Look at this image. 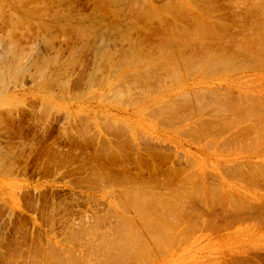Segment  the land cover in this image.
Masks as SVG:
<instances>
[{
    "label": "rangeland",
    "instance_id": "obj_1",
    "mask_svg": "<svg viewBox=\"0 0 264 264\" xmlns=\"http://www.w3.org/2000/svg\"><path fill=\"white\" fill-rule=\"evenodd\" d=\"M172 1L171 3L177 1L180 5L188 3L186 7L189 14L192 13L190 18L193 17V21L198 16L200 20L209 17L207 21H214L216 25L227 24V30L219 32L223 42L220 38V41L212 39L213 44L210 47L214 50L206 46L209 50L197 46L198 43L189 37L188 41H193L195 49H188L186 52L184 49L180 50L179 44L165 45L167 32L164 31V34L162 31L167 29V24L161 23V16L166 19L168 26L175 21L172 18L173 22L170 23L171 16L161 9L170 3L169 0H0V264H264V113L260 112H264V106L252 104L256 99V102L264 103V0H208L212 4L217 2L218 11L217 7H212L216 4L207 3L205 9L196 2L197 0ZM207 9L208 14L212 9L214 12L211 13L218 17L215 19L214 16L212 19V15L206 16ZM177 22L183 25L184 20ZM194 26L192 25L189 31L194 29ZM160 30L162 31L158 33ZM151 32H154L155 36H152ZM255 33L260 34H257L259 37ZM231 55L233 59L230 58ZM13 56L16 58L13 59ZM254 57L258 61L253 60ZM220 59L223 61L220 62ZM190 61L193 63H189ZM227 93L233 97L230 98ZM235 97L237 100L242 98L248 101L246 105L228 101V98L235 100ZM251 105L257 110L260 109L259 115H263L261 119L258 120L250 113L247 115L248 119L243 116L241 119V115H237L239 112L235 110L240 107L242 110V107ZM235 118L239 120L236 121ZM207 123L208 125H205ZM249 124L254 125L250 128ZM235 125L238 126L231 127ZM241 125L248 131L244 130L239 134L237 130L242 129ZM118 142L120 144H117ZM147 148L149 151H146ZM118 152L119 155L122 154L120 158ZM110 154L117 155L118 161L112 156L114 163L109 157ZM152 154L157 158L154 159ZM143 157L147 163L142 161ZM116 163L120 164V168ZM154 165L157 168L155 171L158 172H155L156 175L151 171L155 169ZM175 165L179 170L174 169ZM87 166L90 171L85 172L89 170ZM91 168L101 169L105 173L108 171V176L112 175V178L109 176L108 179L89 180L90 175L97 172L92 170L91 173ZM166 172L172 177L182 174L179 178H172L177 179L173 180L177 185L173 182V187H165V180H169L168 176L166 178ZM136 178L137 181L140 178L139 183L132 180ZM136 188L141 192L144 188L145 190L141 193L135 191ZM133 189L134 196H138L140 201V198H147L145 195H149V191L150 195L155 192L154 198L159 199L154 201L152 196H148V199L154 202H143L145 207L153 204V212L151 209L150 214L148 213L153 217L157 213L164 215V211L167 213L175 208L178 195L179 201H183L182 198L184 199L186 194L187 197H190L188 194H193L190 198L195 195L194 200H191L194 208L190 204L191 208L202 214L212 211L214 213L217 209L215 217L219 216L221 219L216 218L215 224L211 225L213 214L204 217L205 220L207 218V224L206 221L203 222L199 218L197 220L194 214H190L194 225L188 224L187 220H180L179 225L176 224L170 230L171 233L167 231L170 236L164 235L165 232L162 231V237L160 232L161 234H156V239L155 226L152 227L154 236L147 235L151 233V229L147 227L148 222L145 224L143 221L142 215L145 214H137L136 217L134 213H139L140 209H137L141 207L142 202H138L137 198L133 200ZM135 200L136 202H133ZM124 201L129 208L128 213L122 206L125 205ZM129 201L133 202L131 205L140 203V206L136 204L137 209L133 208L135 205L129 207ZM172 201L175 207L171 205ZM159 202L169 204H163L166 207L162 205L161 208H173L155 213L154 207L163 210ZM237 204L240 206L238 209ZM247 206H253L254 213L249 214L252 208ZM144 208L141 207L142 212ZM235 209L241 219L235 217ZM246 209V215L240 213ZM94 210L97 211L98 217L106 218V214L107 217L116 216L108 217L111 221L108 218L103 219L105 229V225L100 223L103 221L101 220L99 229H95L96 234L93 232L96 226L87 224L95 221L91 219L96 215ZM229 210L233 213H226L230 212ZM112 211L116 212V215ZM171 212L174 215L175 210ZM166 213L165 216L170 214ZM122 214L123 217L127 215L136 219L131 217L130 220L128 217V222L126 216L123 220L127 223L124 224ZM232 215L234 217H230ZM209 217L211 219H208ZM118 218L119 221L115 222ZM82 221L86 229L93 230L85 229L88 231L85 235L88 236H82L84 233H80L77 238L72 237V224H81ZM225 221L231 223L226 224ZM96 223L98 222L94 225ZM115 223L119 227L115 226ZM117 227L120 229L118 232H121V229L126 230L129 240L135 238L128 244L132 246L131 252L128 245L121 246L116 243L118 240L123 242V237L117 238L116 241L103 238L106 234L103 231L108 229L110 232L107 231V236H110V229L112 234L117 236ZM114 228L117 230L113 233ZM140 235L145 239L144 242L149 243L148 247L138 245L137 238ZM152 237L158 240H154L155 245ZM20 241L25 244L22 245ZM127 251L129 252L125 253Z\"/></svg>",
    "mask_w": 264,
    "mask_h": 264
},
{
    "label": "bare ground",
    "instance_id": "obj_2",
    "mask_svg": "<svg viewBox=\"0 0 264 264\" xmlns=\"http://www.w3.org/2000/svg\"><path fill=\"white\" fill-rule=\"evenodd\" d=\"M113 1H114V0H113ZM125 1H126V0H125ZM144 1H145V0H144ZM173 1H174V0H173ZM173 1H172V2H173ZM188 1H189V0H188ZM188 1H187V2H188ZM194 1H195V0H194ZM199 1H200V2H199ZM199 1L197 0L196 2H198L199 4H201V6L204 7L205 9H206V7H205L206 5H208V4H212V2L209 3L210 1H208V0H199ZM205 1H206V2H205ZM216 1L219 2L218 0H216ZM227 1H228V0H227ZM169 2H170V3H168L166 6H164V7L161 8V9L164 10L165 12H164V11H163V12H164V13H167L168 16H171V18H170V19H171L170 23L173 22V21H172V18H173L175 21H174L172 24H170V26H168L169 24L166 22V19H164V18L162 17L163 15H162V16L160 15L161 18H162V20L159 18L160 21H161V23H163L164 25L167 24V25H166L167 27H165V26L163 25V26H164L165 28H167V29H164L163 31H162V30L158 31V33H160L161 31H162V33H163L164 31L167 32V33H166V34H167V35H166V38H164V39H165V43H164L165 45H166V44H171V45L179 44L178 46H180V47H179L180 50H183V49H184V50H183L184 52H186L188 49H190V50L195 49V44L192 43L193 41H194V42H197V43H198L197 46H200V47H202V48H206V46H207V47H208V46L210 47L211 44H213V43H212L213 40L217 41V39L220 38L219 36H221V34H220L219 32H220V31H223V32H224V30H225V29L227 30V28H228V27L226 26L227 24L224 25V24L218 23V24H220V25H216L217 23H215L214 21H211V23H210V21H207V19H208L209 17H207V19L204 17L206 20H205V19H202V18H201L202 20H200V18H198V16H197V18H195V20L193 21V17H192V19L190 18V16H191L192 13L189 14L190 12L188 11V9H187V7H186V6H188V3H187V5H180L179 3H177V1H176V3L173 2L174 4L171 3V0H169ZM196 2H195V3H196ZM201 2H202V3H201ZM217 2H216V3L213 2V4H216L215 6L212 4V5H213L212 7H214V9H216V7L218 6V5H217ZM234 2H235V1H234ZM39 3H40V2H39ZM96 3H97V2H96ZM207 3H208V4H207ZM146 4H147V3H146ZM199 4H198V6H200ZM219 5H221V4H219ZM228 5H229V4H228ZM193 6H195V5H193ZM196 6H197V5H196ZM260 6H261V5H260ZM262 6H263V5H262ZM208 7H209V6H208ZM210 7H211V6H210ZM220 7H221V6H220ZM220 7H219V8H220ZM103 8H104V7H103ZM189 8H190V5H189ZM244 8H245V7H244ZM254 8H255V7H254ZM256 8H257V7H256ZM262 8H263V7H262ZM150 9H151V8H150ZM150 9H149V10H150ZM192 9H193V8H192ZM197 9H198V8H197ZM220 9H221V8H220ZM149 10H148V11H149ZM210 10L212 11V9H210ZM218 10H219V9H218V7H217L216 11H218ZM46 11H47V10H46ZM153 11H154V10H153ZM198 11H199V10H198ZM211 11H209V14H208V13H207V12H208V9H207V11H205V12L207 13L206 16H207V15H208V16L212 15L210 18L214 17L215 15H213L214 13H211ZM216 11H215V12H216ZM212 12H214V11H212ZM219 12H220V11H219ZM230 12H231V11H230ZM263 12H264V11H263ZM263 12H262V13H263ZM33 13H34V12H33ZM142 13H143V12H142ZM149 13H150V12H149ZM245 13H246V12H245ZM255 13H256V12H255ZM30 14H31V13H30ZM43 14H44V13H43ZM130 14H131V13H130ZM145 14L147 15V12H146ZM234 14H235V13H234ZM253 14H254V13H253ZM140 15H141V14H140ZM216 15H217V14H216ZM219 15H221V14H219ZM46 16H47V15H46ZM147 16H149V14H148ZM156 16H157V15H156ZM156 16H155V17H156ZM160 16H159V17H160ZM194 16H195V15H194ZM255 16H257V13H256ZM216 17H218V16H215V19H216ZM43 18H45V17H43ZM241 18H242V17H241ZM159 19H158V20H159ZM170 19H168V20H170ZM212 19H213V18H212ZM219 19H220V18H219ZM178 20H180V21H181V20H182V21L184 20L183 25H182L181 22H177ZM190 20H191L192 23L189 24V21H190ZM220 20H221V19H220ZM224 20H225V18L223 19V23H224ZM238 20H239V19H238ZM245 20H246V19H245ZM25 21H26V20H25ZM154 21H155V20H154ZM160 21H159V22H160ZM249 21H250V20H249ZM185 22H188V23H187V24H184ZM213 22H214V23H213ZM262 22H263V21H262ZM17 23H18V22H17ZM19 23H20V22H19ZM67 23H68V22H67ZM148 23H149V20H148ZM179 23H180V24H179ZM207 23H208V24H207ZM260 23H261V22H260ZM36 24H37V23H36ZM91 24H92V23H91ZM151 24H152V23H151ZM234 24H235V23H234ZM251 24H252V23H251ZM257 24H258V26L261 28V26L259 25V23H257ZM62 25H63V24H62ZM74 25H75V24H74ZM149 25H150V24H148L147 26L149 27ZM159 25H160V24H159ZM192 25H195V26L193 27L194 29H191V30L189 31V28L192 27ZM147 26H146V27H147ZM228 26H229V25H228ZM246 26H247V25H246ZM249 26H250V25H249ZM258 26L256 25V27H258ZM262 26H264V25L262 24ZM64 27H65V26H64ZM116 27H117V26H116ZM150 27H151V26H150ZM150 27H149V28H150ZM158 27H159V26H158ZM232 27H233V26H232ZM254 27H255V26H254ZM137 28H138V27H137ZM137 28H136V29H137ZM141 28H142V27H141ZM154 28H155V26H154ZM161 28H162V27H161ZM260 28H259V30H260ZM262 28H263V27H262ZM262 28H261V29H262ZM77 29H78V28H77ZM147 29H148V28H147ZM156 29H157V27H156ZM159 29H160V28H159ZM162 29H163V28H162ZM216 29H219V31L216 30ZM221 29H222V30H221ZM242 29H243V28H242ZM247 29H248V28H247ZM257 29H258V28H256V30H257ZM145 30H146V29H145ZM153 30H154V29H153ZM192 30H193V31H192ZM251 30H253V29H251ZM263 30H264V28H263ZM263 30H262V31H263ZM106 31H107V30H106ZM110 31H111V30H110ZM136 31H137V30H136ZM150 31H151V28H150ZM154 31H156V30H154ZM262 31H261V32H262ZM143 32H144V31H143ZM165 32H164V34H165ZM190 32H191V33H190ZM225 32H226V31H225ZM227 32H228V31H227ZM233 32H234V31H233ZM82 33H83V31H82ZM112 33H113V32H112ZM144 33H145V32H144ZM151 33H152V36H153L154 32H151ZM228 33H229V32H228ZM247 33H248V32H247ZM251 33H252V32H251ZM258 33H259V32H258ZM258 33H257V34H258ZM43 34H44V33H43ZM90 34H91V33H90ZM156 34H157V31H156ZM164 34H162V35H164ZM223 34H224V33H223ZM225 34H226V33H225ZM225 34H224V35H225ZM252 34H253V33H252ZM257 34L255 33V35H257ZM8 35H9V34H8ZM81 35H82V34H81ZM95 35H96V34H95ZM150 35H151V34H150ZM158 35H159V34H158ZM238 35H239V34H238ZM258 35H260V34H258ZM258 35H257V36H258ZM262 35H263V37H264V34H262ZM152 36H150V37H152ZM154 36H155V34H154ZM156 36H157V35H156ZM233 36H234V35H233ZM233 36H232V37H233ZM243 36H244V35H243ZM253 36H254V35H253ZM41 37H42V36H41ZM80 37H81V36H80ZM88 37H89V36H88ZM147 37H148V36H146V38H147ZM189 37H190V38L192 37V40H193V41L191 40V41L189 42V41H188ZM193 37H195V38L193 39ZM230 37H231V36H230ZM234 37H235V36H234ZM246 37H247V36H246ZM258 37H259V36H258ZM260 37H261V36H260ZM42 38H43V37H42ZM156 38H157V37H156ZM160 38H161V37H160ZM208 38H211V39H210L211 41L209 40V42H208V41H207ZM223 38H224V37H223ZM225 38H226V37H225ZM114 39H115V38H114ZM119 39H120V38H119ZM212 39H213V40H212ZM221 39H222V38H220V40H221ZM112 40H113V39H112ZM154 40H155V39H154ZM220 40L218 39V41H220ZM222 40H223V39H222ZM222 40H221V41H222ZM224 40H225V39H224ZM229 40H230V39H229ZM232 40H233V39H232ZM235 40H236V39H235ZM43 41H44V40H43ZM102 41H103V40H102ZM106 41H107V40H106ZM115 41H116V40H115ZM145 41H146V40H145ZM158 41H159V40H158ZM44 42L47 43L46 41H44ZM49 42H50V41H49ZM147 42H148V41H147ZM222 42H223V41H222ZM234 42H235V41H234ZM238 42H239V41H238ZM250 42H251V41H250ZM261 42H262V41H261ZM123 43H124V42H123ZM142 43H143V42H142ZM220 43H221V42H219V44H220ZM227 43H228V42H227ZM245 43H246V42H245ZM162 44H163V43H162ZM235 44H236V43H235ZM106 45H107V44H106ZM229 45H230V44H229ZM245 45H246V44H245ZM142 46H143V45H142ZM216 46H217V45H216ZM259 46H260V45H259ZM168 47H169V46H168ZM176 47H177V46H176ZM217 47H218V46H217ZM222 47H223V46H222ZM236 47H237V46H236ZM10 48H11V47H10ZM140 48H141V47H140ZM147 48H148V47H147ZM164 48H165V47H164ZM166 48H167V47H166ZM171 49H173V48H171ZM206 49H209V48H206ZM210 49H213V47H210ZM210 49H209V50H210ZM232 49H234V48H232ZM239 49H240V48H239ZM11 50H12V49H11ZM11 50H10V51H11ZM160 50H161V49H160ZM166 50H168V49H166ZM166 50H165V51H166ZM180 50H179V51H180ZM213 50H214V49H213ZM224 50H225V49H223V52H225ZM236 50H237V49H236ZM105 51H106V50H105ZM119 51H120V50H119ZM161 51H162V50H161ZM183 51H180V53H182ZM215 51H216V50H215ZM221 51H222V50H221ZM221 51H220V52H221ZM230 51H231V50H230ZM240 51H242V49H241ZM256 51H257V50H256ZM114 52H115V51H114ZM140 52H141V51H140ZM168 52H169V51H168ZM172 52H173V51H172ZM177 52H178V51H177ZM184 52H183V54H184ZM207 52H208V51H207ZM223 52H221V53L223 54ZM228 52H229V51H228ZM244 52H245V51H244ZM250 52H252V51H250ZM148 53H149V51H148ZM159 53H160V52H159ZM159 53H158V55H159ZM164 53H165V52H164ZM210 53H211V52H210ZM213 53H215V52L213 51ZM218 53H219V52H218ZM225 53H226V52H225ZM237 53H238V52H237ZM239 53H240V52H239ZM6 54H7V53H6ZM18 54H19V53H18ZM100 54H101V53H100ZM110 54H111V52H110ZM113 54H114V53H113ZM138 54H139V53H138ZM152 54H153V53H152ZM171 54H172V53H171ZM207 54H208V53H207ZM215 54H216V53H215ZM215 54H214V55H215ZM232 54H233V53H232ZM246 54H247V53H246ZM252 54H253V53H252ZM12 55H13V54H12ZM108 55H109V54H108ZM168 55H169V54H168ZM229 55H230V54H229ZM15 56H16V55H15ZM15 56H13V59H14ZM26 56H27V55H26ZM138 56H139V55H138ZM156 56H157V55H156ZM184 56H185V55H184ZM188 56H189V55H188ZM222 56H225V55H222ZM232 56H233V55H231L230 58H231ZM148 57H149V55H148ZM167 57H169V56H167ZM175 57H176V56H175ZM178 57H179V55H178ZM211 57H212V56H211ZM252 57H253V55H252ZM255 57H257V56H255ZM255 57H254L253 60L256 61L257 59H256ZM15 58H16V57H15ZM29 58H30V57H29ZM101 58H102V57H101ZM163 58H164V57H163ZM184 58H186V57H184ZM191 58H193V56H192ZM222 58H223V57H222ZM21 59H22V58H21ZM21 59H20V60H21ZM110 59H111V58H110ZM139 59H140V58H139ZM160 59H161V58H160ZM172 59H173V58H172ZM188 59H190V58L188 57ZM214 59H215V58H214ZM232 59H233V57H232ZM234 59H235V58H234ZM246 59H247V58H246ZM121 60H122V59H121ZM152 60H153V59H152ZM158 60H159V59H158ZM158 60H157V61H158ZM185 60H186V59H185ZM190 60H191V59H190ZM215 60H218V59H215ZM227 60H228V59H227ZM229 60H231V59H229ZM229 60H228V61H229ZM122 61H123V60H122ZM167 61H168V60H167ZM173 61H174V60H173ZM181 61H182V60H181ZM186 61H187V60H186ZM194 61H195V60H194ZM218 61H219V60H218ZM221 61H223V60L220 59V62H221ZM228 61H227V62H228ZM257 61H258V60H257ZM163 62H164V61H163ZM197 62H198V61H197ZM200 62H201V61H199V63H200ZM230 62H231V61H230ZM232 62H233V61H232ZM259 62H260V60H259ZM261 62H262V61H261ZM15 63H16V62H15ZM131 63H132V62H131ZM166 63H167V62H166ZM189 63H193V62L190 61ZM263 63H264V62H263ZM96 64H97V63H96ZM122 64H124V63H122ZM137 64H138V63H137ZM137 64H136V65H137ZM230 64H231V63H229V65H230ZM245 64H246V63H245ZM17 65H18V64H17ZM133 65H134V64H133ZM191 65H192V64H191ZM199 65H200V64H199ZM203 65H204V64H203ZM211 65L215 66L214 64H211ZM216 65H217V64H216ZM231 65H232V64H231ZM243 65H244V64H243ZM181 66H182V63H181ZM200 66H201V65H200ZM217 66H218V65H217ZM219 66H220V65H219ZM226 66H227V65H226ZM226 66H225V67H226ZM240 66H241V65H240ZM245 66H246V65H245ZM245 66H244V67H245ZM121 67H122V66H121ZM159 67H160V66H159ZM184 67H185V66H184ZM186 67H187V66H186ZM188 67H189V66H188ZM229 67H230V66H229ZM241 67H242V66H241ZM259 67H260V66H259ZM166 68H167V67H166ZM168 68H169V67H168ZM214 68H216V67H214ZM236 68H237V67H236ZM236 68H235V69H236ZM253 68H255V66H254ZM199 69H200V68H199ZM204 69H205V68H204ZM220 69H221V68H220ZM44 70H45V69H44ZM154 70H155V69H154ZM162 70H163V69H162ZM191 70H192V69H191ZM200 70H201V69H200ZM218 70H219V69H218ZM226 70H227V69H226ZM112 71H113V70H112ZM196 71H197V70H196ZM2 72H3V71H2ZM138 72H139V71H138ZM189 72H190V70H189ZM20 73H21V72H20ZM22 73H23V72H22ZM155 73H156V72H155ZM197 73H198V72H197ZM9 74H10V73H9ZM112 74H113V73H112ZM127 74H128V73H127ZM178 74H179V73H178ZM134 75H135V74H134ZM171 75H173V74H171ZM158 76H159V75H158ZM111 77H112V76H111ZM189 77H190V76H189ZM2 79H3V78H2ZM126 79H127V78H126ZM172 79H173V77H172ZM150 80H151V79H150ZM158 80H159V79H158ZM176 80H177V79H176ZM0 81H1V80H0ZM67 82H68V81H67ZM151 82H152V81H151ZM63 83H64V82H63ZM99 83H100V82H99ZM1 84H2V83H1ZM93 84H94V83H93ZM121 84H122V83H121ZM130 84H131V83H130ZM154 84H155V83H154ZM166 84H167V83H166ZM61 85H62V84H61ZM64 85H65V83H64ZM103 85H104V84H103ZM140 85H141V84H140ZM97 86H98V85H97ZM132 86H134V85H132ZM148 86H149V85H148ZM117 87H118V86H117ZM122 87H123V86H122ZM162 87H163V86H162ZM127 88H128V87H127ZM163 88H164V87H163ZM144 90H145V89H144ZM112 92H113V90H112ZM120 92H121V91H120ZM205 92H206V91H205ZM209 92H210V91H209ZM155 94H156V93H155ZM227 94H228V93H227ZM227 94H225V95H227ZM210 95H211V94H210ZM212 95H214V94H212ZM217 95H218V94H217ZM225 95H224V96H225ZM228 95H229V97L232 96L231 94H228ZM228 95H227V96H228ZM108 96H109V95H108ZM123 96H124V95H123ZM191 96H193V95H191ZM227 96H225V98H227ZM248 96H249V95H248ZM116 97H118V96H116ZM196 97H198V96H196ZM219 97H220V95H219ZM232 97H233V96H232ZM237 97H238V96H237ZM144 98H145V97H144ZM202 98H203V97H202ZM204 98H205V97H204ZM230 98H231V97H230ZM230 98H228L229 100H228V99H227V100L230 101V103H232V104H233V103H240V104H241V103H243V104L245 103V105H246V103H247V101H248V100H247V101H246V100H242V98H241V99L238 98V100H237L236 97H235V98H236L235 100H233L234 98H232V100H231ZM243 98H244V97H243ZM257 98H258V97H257ZM186 99H187V98H186ZM214 99H215V98H214ZM263 99H264V98H263ZM129 100H131V99H129ZM191 100H192V99H191ZM180 101H181V100H180ZM202 101H203V100H202ZM225 101H226V99H225ZM256 101H257V99H256ZM256 101H254L255 103H254L253 101H252L253 103H252V102H251V103H252V104H257V106H258V104H263V106H264V103H260L261 101H259V103L256 102ZM203 102H204V101H203ZM120 103H121V102H120ZM176 103H177V102H176ZM174 104H175V103H174ZM179 104H180V103H179ZM183 104H184V103H183ZM220 105H221V104H220ZM237 105H238V104H237ZM176 106H177V105H176ZM192 106H193V105H192ZM214 106H215V105H214ZM235 106H236V105H235ZM240 106H241V105H240ZM247 106H248V105H247ZM247 106H246V107H242V108H244V109H242V110H240L241 107H240V108L238 107L239 109L235 108V109H237V110H235V111H238V112H239V114H237V113H236V114H237L238 116L241 115V119H242V116H243V118H244V117L247 118V115H248L249 113H250L251 116H253V117H255V118L257 117L258 120H259V118L261 119V117L263 116L262 113H264L263 110L260 111V112H262V113H261V115H259V114H260V112H259L260 109L257 110V109L255 108V106H254V108H253V105H251V106H249V107H247ZM263 106H262L261 108H263ZM161 107H162V106H161ZM197 108H198V107H197ZM204 108H205V107H204ZM231 108H232V107H231ZM231 108H230V109H231ZM259 108H260V107H259ZM167 109H168V108H167ZM192 109L194 110V108H192ZM162 110H163V109H162ZM165 110H166V109H165ZM188 110H189V109H188ZM224 110H225V109H224ZM197 111H198V110H197ZM212 111H213V110H212ZM167 112H168V111H167ZM158 114H159V113H158ZM185 114H186V113H185ZM196 114H197V113H196ZM167 115H168V114H167ZM175 115H176V114H175ZM206 115H207V114H206ZM232 115H233V110H232ZM237 115H236V116H237ZM250 115H249V116H250ZM177 116H178V115H177ZM230 116H231V115H230ZM238 116H237V117H238ZM172 117H173V116H172ZM185 117H186V116H185ZM253 117H252V118H253ZM164 118H165V117H164ZM164 118H163V119H164ZM177 118H178V117H177ZM238 118H239V117H238ZM263 118H264V117H263ZM263 118H262V119H263ZM244 119H245V118H244ZM247 119H248V118H247ZM191 120H192V119H191ZM223 120H224V119H222V121H223ZM232 120H234V119H232ZM235 120H236V118H235ZM238 120H239V119H238ZM238 120H236V121H238ZM250 120H251V119H250ZM226 121H227V120H226ZM256 121H257V120H256ZM171 122H172V121H171ZM205 122H206V121H205ZM205 122H204V123H205ZM240 122H241V121H240ZM247 122H248V121H247ZM253 122H254V121H253ZM263 122H264V121H263ZM199 123H200V122H199ZM199 123H198V124H199ZM204 123H202V124H204ZM232 123H233V122H232ZM200 124H201V123H200ZM99 125H100V124H99ZM120 125H121V124H120ZM205 125H208V123L205 124ZM209 125H210V124H209ZM216 125H217V124H216ZM251 125L253 126L254 124H251ZM251 125L249 124L250 128H251ZM261 125H262V124H261ZM87 126H88V125H87ZM202 126H204V125H202ZM211 126H212V125H211ZM218 126H219V125H218ZM224 126H225V125H224ZM236 126H238V125L231 126V127H236ZM243 126H244V125H243ZM199 127H201V126L199 125ZM209 127H210V126H209ZM214 127H215V126H214ZM214 127H213V129H214ZM201 128H202V127H201ZM201 128H200V129H201ZM204 128H205V127H204ZM206 128H207V127H206ZM241 128H242V129H240V130L238 129V130H237V132H238L239 134H241L244 130L248 131L247 129H244V127H242V125H241ZM247 128H249V127H247ZM207 129H208V128H207ZM207 129H206V130H207ZM213 129H212V130H213ZM218 129H219V128H218ZM226 129H227V128H226ZM226 129H225V130H226ZM253 129H254V127H253ZM187 130H188V129H187ZM203 130H204V129H203ZM250 130H251V129H250ZM207 131H208V130H207ZM214 131H215V130H214ZM249 132H250V131H249ZM201 133H202V132H201ZM244 133H245V132H244ZM234 134H235V133H234ZM234 134H233V135H234ZM249 134H250V133H249ZM236 135H237V134H236ZM140 136H141V135H140ZM140 136H139V137H140ZM192 136H193V135H192ZM218 136H219V135H218ZM249 136H250V135H249ZM196 137H197V136H196ZM196 137H195V138H196ZM120 138H122V137H120ZM123 138H124V137H123ZM234 138H235V137H234ZM240 138H241V137H240ZM99 139H100V138H99ZM197 139H198V138H197ZM235 139H236V138H235ZM235 139H234V141H235ZM241 139H242V138H241ZM241 139H240V140H241ZM122 140H123V139H122ZM140 140H141V139H140ZM232 140H233V139H232ZM238 140H239V139H237V142H238ZM101 141H102V140H101ZM103 141H104V140H103ZM117 141H118V140H117ZM119 141H121V140H119ZM79 142H80V141H79ZM86 142H87V141H86ZM96 142H97V141H96ZM123 142H124V141H122V144H123ZM227 142H228V140H227ZM227 142H226V143H227ZM102 143H105V142H102ZM102 143H101V144H102ZM112 143H113V142H112ZM117 144H120V143L118 142ZM142 144H143V143H142ZM232 144H233V143H232ZM105 145H106V144H105ZM112 145H113V144H112ZM125 145H126V144H125ZM113 146H114V145H113ZM120 146H122V145H120ZM245 146H246V145H245ZM147 147H148V146H147ZM225 147H226V146H225ZM242 147H244V146H242ZM98 148H99V147H98ZM122 148H123V147H122ZM122 148H121V149H122ZM124 148H125V146H124ZM142 148H143V147H142ZM217 148H218V147H217ZM75 149H76V147H75ZM99 149H100V148H99ZM121 149H120V150H121ZM126 149H127V147H126ZM147 149H148V148H147ZM219 149H220V147H219ZM219 149H218V150H219ZM123 151H124V150H123ZM143 151H144V150H143ZM143 151H142V152H143ZM146 151H149V149L146 150ZM100 152H101V150H100ZM111 152H112V150H111ZM126 152H127V151H126ZM164 152H165V151H164ZM97 153H98V152H97ZM113 153H114V152H113ZM115 153H116V152H115ZM121 153H122V151H121ZM124 153H125V151H124ZM129 153H131V151H130ZM147 153H148V152H147ZM152 153H153V152H152ZM100 154L103 155L102 153H100ZM150 154H151V153H150ZM162 154H163V153H162ZM98 155H99V154H98ZM98 155H96V156H98ZM101 155H100V156H101ZM118 155H119V152H118ZM120 155L122 156V154H120ZM120 155H119V158L121 157ZM124 155H125V154H124ZM152 155H154V157L156 156L155 154H152ZM164 155H165V154H164ZM92 156H93V155H92ZM100 156H98V157H100ZM106 156H107V155H106ZM112 156H115V155L112 154ZM112 156H111V154H110L109 157H111V158L113 159ZM116 156H117V155H116ZM116 156H115L114 158H116L115 160L118 161V159H117L118 156H117V157H116ZM125 156H126V155H125ZM125 156H124V157H125ZM149 156H150V155H149ZM161 156H162V155H161ZM98 157H97V159H98ZM109 157H108V159H110ZM154 157L152 156L151 159H153ZM162 157H163V156H162ZM166 157H167V156H166ZM87 158H88V157H87ZM137 158H138V157H137ZM141 158H142V157H141ZM141 158H140V159H141ZM145 158H146V157H145ZM156 158H157V157H155L154 159H156ZM89 159H90V158H89ZM91 159L93 160V158H91ZM124 159H125V158H124ZM92 160H91V163H93ZM99 160H100V159H99ZM115 160L113 159L114 163H115ZM125 160H126V159H125ZM125 160H124V161H125ZM144 160H145V159H144V157H143V160H142V161H144ZM148 160H149V159H148ZM81 161H82V160H81ZM94 161H95V160H94ZM138 161H139V160H138ZM152 161H153V160H152ZM152 161H151V162H152ZM96 162H97V161H96ZM121 162H122V161H121ZM144 162L147 163L146 161H144ZM153 162H154V161H153ZM155 162H156V161H155ZM91 163H90V164H91ZM118 163H119V162H118ZM124 163H125V162H124ZM191 163H192V162H191ZM88 164H89V163H88ZM90 164H89V165H90ZM96 164H97V163H96ZM96 164H95V165H96ZM91 165H93V164H91ZM98 165H99V164H98ZM117 165H118V168H120V167H119L120 164H117V163H116V166H117ZM138 165L140 166V164H138ZM150 165H151V164H150ZM239 165H240V164H239ZM84 166H85V165H84ZM114 166H115V165H114ZM114 166H113V167H114ZM154 166H155V167H153V168H155V169H154V170H151L152 172L154 171L153 173L157 172V171H155V170H157L156 165H154ZM244 166H245V165H244ZM244 166H242V167H244ZM246 166H247V165H246ZM81 167H83V166L81 165ZM100 167H101V166H100ZM136 167H138V166H136ZM157 167H158V165H157ZM175 167H176V168H174V169L176 170V169H177V166L175 165ZM181 167H182V166H181ZM79 168H80V167H79ZM86 168H88L89 170H85V172H86V171H90V167L87 166ZM121 168H122V167H121ZM124 168H125V167H124ZM138 168H139V167H138ZM148 168H149V167H148ZM182 168H183V167H182ZM228 168H229V167H228ZM234 168H235V167H234ZM236 168H237V165H236ZM261 168H262V167H261ZM81 169H82V168H81ZM83 169H84V168H83ZM83 169H82V170H83ZM115 169H117V168H115ZM141 169H142V168H141ZM151 169H152V168H151ZM170 169H171V168H170ZM170 169H169V170H170ZM239 169H240V168H239ZM77 170H78V169H77ZM92 170H96V169H92V168H91V173L93 172ZM118 170H119V169H118ZM124 170H125V169H124ZM142 170H143V169H142ZM145 170H146V169H145ZM160 170H161V169H160ZM175 170H174V171H175ZM177 170H179V167H178ZM180 170H181V168H180ZM183 170H184V169H183ZM183 170H182V171H183ZM243 170H244V168H243ZM245 170H246V169H245ZM10 171H11V170H10ZM96 171H97V172H93V174H91V175H90V173H89V175H90V177H91L89 180H95V179H97V178L100 179V180H101V178H105V179L107 178V179H108L109 176H110V175L108 176V174H110V173L107 174L108 171H106V173H105L103 170H101V169H100V170L97 169ZM122 171H123V170H122ZM138 171H139V170H138ZM167 171H168V170H167ZM236 171H237V170H236ZM248 171H249V170H248ZM251 171H252V170H251ZM260 171H261V170H260ZM80 172H81V171H80ZM82 172H83V171H82ZM168 172H169V171H168ZM168 172L165 173L166 178H167V176H168V179H169V180L167 181V179L165 178V179H166L165 182H166V184H167V185H165V187H167V188L170 187V188H171V187H173V186H172V185H173V182H174V181H177V179L174 180V179H172V178H173V177H176V176H177V178H179V177H180L179 175H180L181 173L178 174V175H174V176L172 177V175H170V173L167 175ZM171 172H172V170H171ZM176 172H177V171H176ZM180 172H181V171H180ZM244 172H245V171H244ZM252 172H253V171H252ZM6 173H7V172H6ZM122 173H124V172H122ZM138 173H139V172H138ZM138 173H137V174H138ZM142 173H144V170H143ZM157 173H158V172H157ZM157 173H155V175H156ZM172 173H173V172H172ZM225 173H227V172H225ZM229 173H230V172H229ZM237 173H238V172H237ZM253 173H254V172H253ZM262 173H263V171H262ZM86 174H88V173H86ZM103 174H104V175H103ZM105 174H106V176H105ZM248 174H249V173H248ZM250 174H251V173H250ZM140 175H141V174H140ZM140 175H139V176H140ZM155 175H154V179H155ZM169 175H170L171 178L169 177ZM188 175H189V174H188ZM124 176H125V175H124ZM135 176H136V174H135ZM163 176H164V175H163ZM163 176H162V177H163ZM181 176H182V174H181ZM198 176H199V175H198ZM236 176H237V175H236ZM110 177L112 178V175H111ZM125 177H126V176H125ZM133 177H134V176H133ZM136 177H137V176H136ZM140 177H141V176H140ZM149 177H150V168H149ZM156 177H157L158 179L161 178V177H158V176H156ZM164 177H165V176H164ZM188 177H189V176H188ZM234 177H235V176H234ZM123 178H124V177H123ZM126 178H127V177H126ZM157 178H156V179H157ZM212 178H213V177H212ZM239 178H240V177H239ZM254 178H255V177H254ZM87 179H88V178H87ZM128 179H129V178H128ZM142 179H143V178H142ZM158 179H157V180H158ZM170 179H171L172 181H171ZM184 179H186V178L184 177ZM184 179H182V180H184ZM89 180H88V181H89ZM132 180H134V181L136 182V181H137V178H136V180H135V179H132ZM157 180H156V181H157ZM173 180H174V181H173ZM187 180H188V179H187ZM187 180H186V181H187ZM198 180H199V179H198ZM242 180H243V179H242ZM246 180H247V179H246ZM83 181H84V180H83ZM130 181H131V180H130ZM134 181H133L132 183H134ZM139 181H140V178H139ZM139 181H137V182L139 183ZM145 181H146V180H145ZM150 181H152V180L150 179ZM170 181H171L172 183H171ZM209 181H210V180H209ZM209 181H208V182H209ZM243 181H244V180H243ZM251 181H252V179H251ZM121 182H122V181H121ZM121 182H120V184H121ZM128 182H129V180H128ZM154 182H155V181H154ZM165 182H163V184H164ZM167 182H168V183H167ZM169 182H170V183H169ZM180 182H181V180H180ZM182 182H183V181H182ZM122 183H123V182H122ZM138 183H137V184L135 183V184L138 185ZM146 183H147V182H146ZM160 183H161V182H160ZM183 183H184V182H183ZM183 183H182V184H183ZM199 183H200V182H199ZM209 183H210V182H209ZM215 183H216V182H215ZM259 183H260V182H259ZM135 184H134V185H135ZM148 184H149V182H148ZM169 184H170V185H169ZM174 184L177 185L176 182H174ZM187 184H188V183H187ZM256 184H257V183H256ZM256 184H255V185H256ZM139 185H140V184H139ZM160 185H161V184H160ZM168 185H169V186H168ZM184 185H185V184H184ZM194 185H195V184H194ZM218 185H219V184H218ZM252 185H253V184H252ZM92 186H93V185H92ZM131 186H132V185H131ZM140 186L143 187V185H140ZM140 186H139V187H140ZM144 186H145V184H144ZM153 186H154V185H153ZM195 186H196V185H195ZM211 186H212V185H211ZM150 187H151V186H150ZM155 187H156V185H155ZM179 187H180V186H179ZM182 187H183V186H182ZM184 187H185V186H184ZM129 188H130V187H129ZM151 188H154V187H151ZM170 188H169V189H170ZM209 188H210V187H209ZM140 189H141V188H140ZM142 189H143V188H142ZM154 189H155V188H154ZM174 189H175V188H174ZM180 189H181V188H180ZM188 189H189V188H188ZM195 189H196V188H195ZM144 190H145V188H144ZM144 190H143V191H144ZM151 190H152V189H151ZM155 190H157V189H155ZM155 190H153V191H155ZM171 190H172V189H171ZM184 190H185V189H184ZM128 191H129V189H128ZM135 191H137V192H141V190L139 191L138 188H136ZM135 191H134V189H133L132 192L134 193ZM143 191H142V192H143ZM146 191H147V190H146ZM148 191H149V190H148ZM148 191H147V192H148ZM180 191H181V190H180ZM262 191H263V190H262ZM126 192H127V191H126ZM126 192L124 191V193H126ZM137 192H136V193H137ZM142 192H141V193H142ZM151 192H152V191H151ZM210 192H211V191H210ZM122 193H123V192H122ZM127 193H129V192H127ZM141 193H140V194H141ZM145 193H146V192H145ZM153 193H155V192H152V195H150V191H149V195H148V193L145 195V197L147 196V198H144V197H143V198H140L141 201L137 198L138 196H134L135 193L132 194L131 196L134 197L133 200H134L135 198H137V199H138V200H137L138 202L140 201V202H142V203L144 202V203L148 204V202L150 203V201H151V203H152V201H153V200L155 201L156 198H157V197L154 198L156 194L153 196ZM156 193H157V192H156ZM172 193H173V192H172ZM183 193H185V191H184ZM214 193H215V192H214ZM228 193H229V192H228ZM130 194H131V192H130ZM160 194H161V193H160ZM178 194H179V193H178ZM180 194H182V193H180ZM218 194H219V192H218ZM123 195H124V194H123ZM126 195H128V194H126ZM136 195H138V194H136ZM141 195H143V194H141ZM171 195H172V194H171ZM183 195H184V194H183ZM191 195H193V194H191ZM191 195L188 194V196H190V197H191ZM221 195H222V194H221ZM131 196H129V197H131ZM139 196H140V195H139ZM143 196H144V195H143ZM148 196H152V197H153V198H152L153 200H149V199H148ZM169 196H170V195H169ZM169 196H168V197H169ZM141 197H142V196H141ZM176 197H177V196H176ZM190 197H187V194H186V196H184V199L181 197L183 201H181V200L179 201V195H178V198H177L176 200H178L179 202H178V201H177L178 203L176 202V205H177L176 207H175V205L173 204V201H172V204H171V205H173V207H175V208H173V207L171 206L173 209H170V210H171V211H172V210H173V211L175 210L176 215H175V212H174V215H173V213H172L170 210H169V211L172 213V215H171V213H170L169 211H168V212H169L170 214L167 212V213L169 214V215H168V214L166 213V211H164V209L166 210L168 207H167V208H164V207L168 206L169 204H167V205L164 204V203L160 204V202H159V204L161 205V206L159 205L160 208L162 207L163 204L166 205V206L163 205L164 207L161 208V209H163V210H160L159 208H158V210H157L156 207H154V209L156 210V211H155V210H154V211H155V213H156L157 211H159V213H160L161 211H164V212H163L164 215H160V214L157 213L156 216H154V217H153L152 215H149L151 209H152V212H153V208H152L153 204H151L152 206L147 205L148 207H145L146 204L143 203V204H144V207H145V208H144L143 205H142V203H141V207H142V209L144 208V210H143V212H142L141 207H139L138 209L135 208L137 203H136V204L134 203L135 206H134V205H131V203L136 202V200L133 201V202H130V201H132V200H130V201H129V202H130V204H129L130 206H129V207L134 206L133 208H134V209H137L138 211H139V209H140L141 212L139 211V213H137V211L135 210L136 212H134V213H136V215H137V214H140V215L145 214V215H142L143 221L146 222L145 224H147V222H148V224H147L148 226H147V227H150L149 229H151V230H150L151 233H147V231H146V233H147V235H149V234L151 235V234H152L151 236H154V235H153V232L155 231L154 233H155L156 239H157V235H156V234L159 235V234L162 233V231H163V233H164V232L166 233V234L164 233V235H169V236H170V234H168L169 232L167 233V231H170L171 229H173V228L176 226V224L179 223L180 220H181V222H183V220H184V221L187 220V221H188V224H190V225H194L195 222H191L190 217H189V216H191L192 214H194L195 219H197V220H198V218H199V219H202L203 222H205V221L207 220V218H206V220H205L204 217H206V216L208 217V215L210 216V215L213 214V215L211 216V218H214V219H211L210 217H209L208 219H211V220H210V221H212V222H211V225H212V224H215L214 221L217 220L216 218H219V216H218V217H215V216L217 215V214L215 213V212L217 211V209H216V211H215L214 213H213V211H212V212H209V213H206V214H204V213L202 214V213H200V212H197V211H195V209H193V208H194V203H191V202H192L191 200L195 197V195L193 196V198H190ZM131 198H132V197H131ZM169 198H170V197H169ZM181 198H180V199H181ZM196 198H197V197H196ZM218 198H219V197H218ZM222 198H223V197H222ZM126 199H127V198H126ZM142 199H144V200H145V199H146V200L148 199V200H147V202H146V201H144V200L142 201ZM150 199H151V197H150ZM157 199H159V198H157ZM165 199H166V198H165ZM165 199H164V200H165ZM170 199L173 200V198H170ZM199 199H200V198H199ZM78 200H79V199H78ZM193 200H194V199H193ZM230 200H231V198H230ZM75 201H76V200H75ZM125 201H126V200H125ZM125 201L123 202L124 204H125ZM154 201H153V202H154ZM159 201H160V200H159ZM77 202H78V201H77ZM79 202H80V201H79ZM156 202H157V201H156ZM168 202L171 203V201H168ZM204 202H205V201H204ZM242 202H243V201H242ZM118 203H119V202H118ZM123 203H122V204H123ZM166 203H167V201H166ZM201 203H202V200H201L200 204H201ZM31 204H32V203H31ZM76 204H78V203H76ZM122 204H121V205H122ZM127 204H128V202H127ZM157 204H158V202H157ZM190 204L193 205V206H192L193 208H191V205H190ZM208 204H209V203H208ZM230 204H231V203H230ZM244 204H246V203H244ZM125 205H126V204H125ZM125 205H122V206H124V207L126 208V211H127V213H128V210H127V209H129V208H128L127 205H126L127 207H126ZM203 205H204V203H203ZM205 205L208 206V207H210V206L207 205V204H205ZM239 205H241V203H239ZM239 205L237 204V209L240 208ZM262 205H263L262 207H264V204H262ZM137 206H140V203L137 204ZM154 206H156V203H154ZM157 206H158V205H157ZM159 206H158V207H159ZM206 206H205V208H206ZM230 206H231V205H230ZM241 206H242V205H241ZM250 206H251V205H250ZM250 206H247V207H250ZM27 207H28V205H27ZM62 207H63V206H62ZM150 207H151V208H150ZM171 207L169 206V208H171ZM208 207H207V208H208ZM247 207H245V208H247ZM257 207H258V206H257ZM260 207H261V206H260ZM260 207H259V209H258L259 211H260ZM262 207H261V209H262ZM60 208H61V206H60ZM77 208H78V207H77ZM125 208H122V209L125 210ZM133 208H132V209H133ZM169 208H168V209H169ZM242 208H243V207H242ZM250 208H252V211L249 210V214H251V213L253 212V209H254L253 206L250 207ZM250 208H247V209H250ZM62 209H63V208H62ZM83 209H84V208H83ZM134 209H133V210H134ZM168 209H167V210H168ZM176 209H177V210H176ZM233 209H234V208H233ZM247 209L245 210V212L242 211L243 213H242L240 210H238V211H240L241 214H245V213L247 214V213H248V212H246V211H248ZM39 210H40V209H39ZM60 210H61V209H60ZM100 210H101V209H100ZM133 210H132V212H133ZM198 210H200V209H198ZM213 210H215V208H214ZM225 210H226V209H225ZM243 210H244V209H243ZM254 210H255V209H254ZM40 211H41V210H40ZM55 211H56V210H55ZM55 211H54V212H55ZM94 211H95V210H94ZM177 211H178V212H177ZM191 211H195V212L193 213V212H191ZM200 211H201V210H200ZM203 211H204V210H203ZM229 211H230V210H229ZM250 211H251V212H250ZM263 211H264V210H263ZM65 212H66V211H65ZM91 212H92V211H91ZM96 212H97V211H95V214H96ZM122 212H124V211L122 210ZM129 212H130V211H129ZM222 212H223V211H222ZM225 212H226V211H225ZM256 212H257V211H256ZM66 213H67V212H66ZM82 213H84V212H82ZM112 213H115V215H116V212L112 211ZM112 213H111V214H112ZM134 213H132V214H134ZM148 213H149V214H148ZM165 213H166V215H168V216H165ZM217 213H218V211H217ZM226 213L231 214V213H233V211L231 210L230 212H226ZM253 213H254V212H253ZM258 213H259V212H258ZM260 213H261V212H260ZM51 214H52V212H51ZM95 214H93V215H95ZM100 214H101V213H100ZM111 214H108V215H111ZM129 214H130V213H129ZM151 214H152V213H151ZM190 214H191V215H190ZM201 214H202V215H201ZM214 214H215V215H214ZM235 214H236V215L239 214L238 212L236 213V209L234 210V215H235ZM246 214H245V215H246ZM79 215H80V214H79ZM91 215H92V214H91ZM96 215H97V214H96ZM96 215H95V217L91 218V219H95V221L92 220L93 223H92V222H91V223H87V224H89V225L92 224L91 227H95V226H96V227L94 228V230H95L97 227H98L97 229H99V226H98V225H99L100 223H102V225H105V224H103V223L105 222V220H106L108 217L110 218V217L112 216V215H111V216H108V217H107V214H106V218H105V216H104L105 220H103V219H104L103 216H100V215H99L100 217H98V215H97V216H96ZM103 215H104V214H103ZM136 215H135V216H136ZM157 215L160 216V217H158ZM204 215H205V216H204ZM236 215H235V217L237 218L238 215H237V216H236ZM239 215H240V214H239ZM245 215H244V216L242 215V216L245 217ZM81 216H82V215H81ZM88 216H89V215H88ZM88 216H87V217H88ZM118 216H119V215H118ZM118 216H117V217H118ZM126 216H127V215H125V216L123 217V214H122V220H123V218L125 219ZM143 216H144V217H143ZM225 216H226V214H225ZM79 217H80V216H79ZM84 217H85V216H84ZM101 217H102V218H101ZM112 217L114 218V217H116V216H112ZM120 217H121V215H120ZM120 217H119V218H120ZM128 217H129V216H127V219H128ZM131 217H132V216H131ZM131 217H129V219H130ZM136 217H138V215H137ZM157 217H158V218H157ZM196 217H197V218H196ZM230 217H234V216L232 215V216H230ZM240 217H241V216H239L237 219H241ZM51 218H52V216H51ZM88 218H89V217H88ZM109 218H108V219H109ZM119 218H118V220H115V222L119 221ZM183 218H184V219H183ZM261 218H262V217H261ZM54 219H55V218H54ZM83 219H85V218H83ZM129 219H128V222H129ZM132 219H133V217H132ZM132 219H130V220H132ZM134 219H136V218H134ZM134 219H133V220H134ZM215 219H216V220H215ZM219 219H221V217H220ZM237 219H236V220H237ZM242 219H243V218H242ZM46 220H47V219H46ZM50 220H51V219H50ZM70 220H71V219H70ZM76 220H77V219H76ZM89 220H90V219H89ZM96 220H97V221H96ZM101 220H103V221L100 222ZM113 220H114V219H112V221H113ZM120 220H121V218H120ZM83 221H84V220H83ZM83 221H82L81 224H80V223H78V224H76V225H73V224H72V229H73V230H72V229L70 228V226H69V228L73 231L72 234H71V232H70V235H72V237L74 236V238H75V236H76V238H77L78 234H79V236H80V233H82V234L84 233L83 235L81 234L82 236H84L85 233H88V231L90 230V228H88V226H87V228H88L89 230L86 229V225H85V223H84ZM107 221H108V220H107ZM109 221H111V220L109 219ZM109 221H108V222H109ZM126 221H127V220H126ZM137 221H138V220H137ZM141 221H142V220H141ZM150 221H151V222H150ZM152 221H153V222H152ZM192 221H193V220H192ZM194 221H196V220H194ZM210 221H209V224H210ZM61 222H62V220H61ZM80 222H81V221H80ZM85 222H86V220H85ZM95 222H98V223H96V225H94ZM99 222H100V223H99ZM120 222H121V221H120ZM123 222H124V224L127 223V222H125L124 220H123ZM123 222H121V223L123 224ZM155 222H156V223H155ZM157 222H158V223H157ZM196 222H197V221H196ZM198 222H199V221H198ZM203 222H202V223H203ZM217 222H218V221H217ZM221 222H222V221H221ZM239 222H240V220H239ZM52 223H53V221H52ZM52 223H50V224H52ZM58 223H59V222H58ZM63 223H65V222H63ZM83 223H84V224H83ZM106 223H107V222H106ZM121 223H119V224H121ZM152 223H154V224H152ZM192 223H193V224H192ZM207 223H208V221H206L205 224H207ZM224 223H226V221H225ZM228 223L230 224L231 222H228V221H227L226 224H228ZM237 223H238V222H237ZM112 224H113V223H112ZM149 224H150V225H149ZM197 224H198V223H197ZM197 224H196V225H197ZM200 224H201V221H200ZM219 224H220V222H219ZM107 225H108V224H107ZM110 225H111V224H110ZM178 225H179V224H178ZM190 225H189V227H192V226H190ZM216 225H218V224H216ZM74 226H77V227H74ZM115 226H118V227H119V225H117L116 223H115ZM153 226H155L154 228H155V229H158V230H155V229H154V231H152V230H153V228H152ZM201 226H202V225H201ZM205 226H206V228H209V227H207V225H205ZM209 226H210V225H209ZM225 226H226V225H225ZM73 227H74V228H73ZM118 227H117V228H118ZM147 227H146V228H147ZM212 227H213V226H212ZM212 227H211V228H212ZM217 227H218V226H217ZM222 227H223V226H222ZM103 228L105 229V228H106V225H105V227H103ZM109 228H110V226H109ZM117 228H114L115 230L113 231V233L116 232ZM120 228H123V227H120ZM186 228H187V227H186ZM186 228H185V229H186ZM193 228H195V226H194ZM202 228H203V227H202ZM225 228H226V227H225ZM227 228H228V227H227ZM22 229H23V228H22ZM67 229H68V228H67ZM70 229H68V230H70ZM85 229L88 230V231L86 232ZM53 230H54V229H53ZM91 230H93V229L91 228ZM91 230H90V231H91ZM108 230H109V229H108ZM108 230H104L103 232H105V233L108 235V233L110 232V231H108ZM110 230H111V233L109 234L110 236H107L106 234H105V235L102 234V233H101L102 231L100 232V234L104 235L103 238L106 237V238H108V239H112V240H115V241H116L117 238L123 237V238H124V241H123V242H118V241H120V240H118V241L116 242L117 244H119V245H121V246L128 245V244H130V243L133 242L132 240L135 239L134 236H130V238H134V239H132V240L130 239V240H131V242H130V240L128 239V234L125 232L126 230H125V231H122L123 229H121V232H118V231H120V229L118 228L117 233L121 234V233L123 232V233H122L123 236H122V234H121V235L118 234V235L116 236V234H115V235L112 234V229H110ZM159 230H160V231H159ZM195 230H196V229H195ZM198 230H199V229H198ZM215 230H216V228H215ZM16 231H17V230H16ZM18 231H19V230H18ZM96 231H97V230H95V231H93V232L96 234V233H97ZM107 231H108V233H107ZM156 231H157V232L159 231V233H156ZM174 231H175V230H174ZM160 232H161V233H160ZM185 232H186V231H185ZM187 232H188V231H187ZM187 232H186V233H187ZM90 233H92V232H89V234H90ZM94 233H92V234L94 235ZM125 233H126V234H125ZM163 233L160 235L161 237H162ZM170 233H171V231H170ZM182 233H183V232H182ZM92 234H91V235H92ZM100 234H99V235H100ZM111 234H112L113 238H112ZM68 235H69V234H68ZM124 235H125V236H124ZM142 235H143V234H142ZM150 235H149V236H150ZM16 236H17V235H16ZM85 236H88V235H85ZM97 236H98V235H97ZM97 236H96V237H97ZM100 236H101V235H100ZM100 236H99V237H100ZM135 236H136V235H135ZM144 236H146V235H144ZM160 236H158V239H159ZM164 237H165V236H164ZM166 237H167V236H166ZM24 238H25V237H24ZM37 238L39 239L40 237L38 236ZM79 238H80V237H79ZM94 238H95V237H94ZM106 238H105V239H106ZM126 238H127V239H126ZM140 238H141V239H140ZM120 239H121V238H120ZM137 239H139V242H138V240H137L138 245H143V247H148V246H149V243H148V242H147L148 245H147L146 242H144L145 239H143V236L140 235V237H138ZM152 239H153V240H152ZM152 239H151V240H152V242H153L154 245H155V243L158 242V240L156 241L155 238H153V237H152ZM17 240H18V239H17ZM17 240H16V241H17ZM22 240H23V239H22ZM35 240H36V239H35ZM40 240H41V239H40ZM67 240H69V239H67ZM67 240H66V241H67ZM93 240H94V239H93ZM95 240H96V238H95ZM127 240H129V241H127ZM154 240H155L156 242H155ZM71 241H72V239H71ZM81 241H83V240H81ZM146 241H147V239H146ZM18 242H19V241H18ZM20 242H21V241H20ZM38 242H40V241H38ZM134 242H135V241H134ZM149 242H150V241H149ZM1 243H2V242H1ZM21 243H23L22 245L25 244L23 241H22ZM63 243H64V242H63ZM63 243H62V244H63ZM11 244H12V243H11ZM37 244H39V243H37ZM50 244H51L52 247H53V244H52V243H50ZM50 244H47V245L49 246ZM133 244H134V243H133ZM18 245H19V244H18ZM18 245H15V246H18ZM151 245H152V244H151ZM36 246H37V245H36ZM128 246H129V245H128ZM128 246H127V247H128ZM135 246H136V245H135ZM19 247H20V245H19ZM21 247H22V246H21ZM118 247H119V246H118ZM129 247H131V248H130V252H131L132 246H129ZM139 247H140V246H139ZM139 247H138V248H139ZM4 249H5V248H4ZM7 249H9V248H7ZM54 249H55V248H54ZM141 249H142V248H141ZM144 249H145V248H144ZM146 249H147V248H146ZM149 249H150V248H149ZM88 250H89V249H88ZM114 250H115V249H114ZM117 250H119V248H118ZM128 250H129V249H128ZM41 251H42V250H41ZM115 251H116V250H115ZM115 251H114V252H115ZM151 251H152V249H151ZM101 252H102V251H101ZM103 252H105V251H103ZM114 252H113V254H114ZM116 252H117V251H116ZM116 252H115V253H116ZM128 252H129V251H127V252H125V253H128ZM159 252H160V251H159ZM1 253H2V252H1ZM90 253H91V252H90ZM118 253H119V252H118ZM3 254H4V253H3ZM19 254H20V253H19ZM91 254H92V253H91ZM122 254H124V253L122 252ZM151 254H152V253H151ZM4 255H5V254H4ZM21 255H22V254H21ZM21 255H20V257H22ZM127 255H128V254H127ZM129 255H130V254H129ZM129 255H128V256H129ZM131 255H132V254H131ZM15 256H16V255H15ZM17 256H18V255H17ZM55 256H56V255H55ZM60 256H61V255H60ZM87 256H88V255H87ZM106 256H108V254H107ZM106 256H105V257H106ZM117 256H118V254H117ZM117 256H116V257H117ZM122 256H123V255H122ZM57 257H58V256H57ZM69 257H70V256H69ZM84 257H85V256H84ZM88 257H89V256H88ZM90 257H91V256H90ZM108 257H109V256H108ZM112 257H113V256H112ZM126 257H127V256H126ZM132 257H134V256H132ZM132 257H130V258H132ZM140 257H141V255H140ZM0 258H2V257H0ZM51 258H52V257H51ZM106 258H107V257H106ZM114 258H115V257H114ZM118 258H119V257H118ZM136 258H137V257H136ZM60 259H61V258H60ZM67 259H68V258H67ZM109 259H112V258H109ZM121 259H122V258H121ZM123 259H124V258H123ZM123 259H122V260H123ZM106 260H107V259H106ZM112 260H113V259H112ZM112 260H111V261H112ZM119 260H120V259H119ZM122 260H120V261H122ZM124 260H125V259H124ZM126 260H128V259H126ZM72 261H73V260H72ZM111 261H110V262H111ZM138 261H139V260H138ZM116 262H117V261H116ZM148 262H149V261H148ZM8 263H9V262H8ZM12 263H13V262H12ZM71 263H72V262H71ZM78 263H79V262H78ZM111 263H112V262H111ZM113 263H114V262H113ZM113 263H112V264H113ZM118 263H119V262H118ZM141 263H142V262H141ZM15 264H16V263H15ZM17 264H18V263H17ZM148 264H149V263H148Z\"/></svg>",
    "mask_w": 264,
    "mask_h": 264
}]
</instances>
